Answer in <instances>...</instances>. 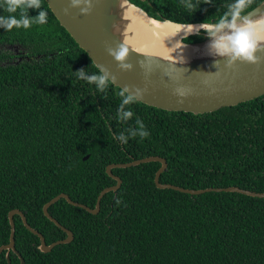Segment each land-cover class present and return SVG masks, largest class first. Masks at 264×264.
Instances as JSON below:
<instances>
[{"label":"trees","instance_id":"1","mask_svg":"<svg viewBox=\"0 0 264 264\" xmlns=\"http://www.w3.org/2000/svg\"><path fill=\"white\" fill-rule=\"evenodd\" d=\"M151 17L177 24L216 23L233 0H129ZM264 0H253L251 11ZM191 2L198 7L188 9ZM2 3V0H0ZM46 24L0 28V247L10 238L9 212L21 211L47 245L66 233L43 206L66 194L91 209L115 186L106 168L157 156L159 182L185 189L239 187L264 193V95L211 113L167 111L137 101L118 120L122 89L103 92L85 77L98 74L87 53L59 24L45 0ZM36 10H29L35 17ZM0 15H8L0 9ZM18 16V13L16 14ZM205 33V32H203ZM205 37L184 38L186 43ZM149 135L117 137L137 130ZM89 156L84 160L85 156ZM161 164L114 168L122 183L93 215L58 200L48 213L73 240L39 250L40 240L14 215L15 249L24 264H264V198L236 192L190 195L158 189ZM119 201V204L117 203ZM20 264L12 250L0 264Z\"/></svg>","mask_w":264,"mask_h":264},{"label":"water","instance_id":"2","mask_svg":"<svg viewBox=\"0 0 264 264\" xmlns=\"http://www.w3.org/2000/svg\"><path fill=\"white\" fill-rule=\"evenodd\" d=\"M116 1L117 0H92V13L85 17L79 15L78 9L71 10L69 16L63 14V9L69 6V0H45L59 24L67 31L77 45L87 53L94 66L98 70V66H104L110 73L117 76V81L115 83L110 81L113 85L122 90L127 86H135L146 90L143 99L138 100L141 103L167 111L203 114L211 113L224 107L235 106L264 95V53H257V55L262 58V62L259 65L237 62L232 69H228L225 67L226 61L221 58L180 62L143 52L125 43L121 35L117 31L114 32V28L120 23L118 22V17L115 14L108 13L107 9L110 5L115 4ZM123 1L128 6L142 11L148 20V25L157 26L156 24L172 23L180 26H188L187 24L173 23L169 20L155 19L129 0ZM262 14H264V1L244 15L251 16L255 19ZM200 24L202 23L191 25L199 26ZM208 24L214 23L210 22ZM149 30H155V27L150 26ZM202 33L203 31L201 30L199 33L194 32L193 34L186 35L180 39L179 42L191 48L204 47L210 42L207 35L204 36L205 39L201 42L186 43L184 41L186 37L200 35ZM121 43L129 48V55L126 63L132 65V69L128 72L119 71L117 63L106 51V48L111 47L115 49ZM218 60H220L219 64L215 67ZM109 79H111V77ZM177 89L183 90V97L176 94ZM88 157V155L85 156L84 160L88 159ZM149 162H159L161 164L154 177V183L158 189H171L190 195H200L210 191L236 192L251 197L264 198V193H256L240 189L239 187L193 190L171 184H162L159 182V178L166 170L167 162L165 159L157 156L142 158L130 163L110 164L107 166L106 172L116 181V185L105 188L100 192L93 209L72 201L66 194L57 195L43 206L42 211L44 216L66 233L65 239L47 245L42 234L29 226L22 212L19 210H12L8 215L11 227L9 243L0 247V254L3 251L12 250L19 257L20 264H24L23 258L15 249L14 215H19L26 229L38 236L40 240L39 250L41 252L47 253L55 246L71 242L73 240L72 232L51 217L48 213V208L58 200L64 199L68 204L95 215L100 210V201L102 197L107 192L117 191L121 186V179L112 173V169L127 168ZM6 258L8 264H11L8 255H6Z\"/></svg>","mask_w":264,"mask_h":264},{"label":"clouds","instance_id":"3","mask_svg":"<svg viewBox=\"0 0 264 264\" xmlns=\"http://www.w3.org/2000/svg\"><path fill=\"white\" fill-rule=\"evenodd\" d=\"M211 2L212 0H206V3ZM252 3L253 0H233V3L228 5V11L216 23H202L198 27L189 24L187 26L188 34L199 33L201 30L205 32L210 41L207 45L208 53L225 60V67L228 69H232L237 62L259 65L262 58L257 53H264V14L255 19L251 16L242 15ZM185 7L194 9L198 6L188 2ZM0 9L8 13V15H0V28L6 32H10L14 28L28 29L33 22L47 23L48 15L41 8V0H2ZM73 9H78L80 16H89L93 10L92 0H69V6L63 9V14L69 16ZM29 10H36L38 14L32 17L29 15ZM116 28H114V32ZM106 51L117 63L119 71H131L132 65L126 63L129 48L125 44L121 43L115 49L108 47ZM219 61L216 62L215 67L218 66ZM98 67L99 73L88 77H85L83 69L75 73L79 79H86L87 83L96 85L97 89L103 92L110 81L113 83L117 81V76L110 73L104 66ZM110 77L111 79H109ZM145 91L135 86L123 88L120 92L123 99L117 110L119 121L126 122L132 119L134 113L127 106L143 99ZM176 94L181 97L184 96L183 90L180 89L176 90ZM136 124L138 131L130 128L128 136L121 133L117 139L126 144L130 137H147L149 133L143 122L137 119ZM117 203L119 204V201Z\"/></svg>","mask_w":264,"mask_h":264},{"label":"bare ground","instance_id":"4","mask_svg":"<svg viewBox=\"0 0 264 264\" xmlns=\"http://www.w3.org/2000/svg\"><path fill=\"white\" fill-rule=\"evenodd\" d=\"M107 12L118 17L120 24L116 25V31L123 41L138 50L180 62L219 58L208 53L207 45L210 42L200 48L181 44L179 40L189 35L187 26L172 23L148 25L144 13L128 6L123 0H117L115 4L110 5ZM150 26H154L155 30H149Z\"/></svg>","mask_w":264,"mask_h":264},{"label":"flooded vegetation","instance_id":"5","mask_svg":"<svg viewBox=\"0 0 264 264\" xmlns=\"http://www.w3.org/2000/svg\"><path fill=\"white\" fill-rule=\"evenodd\" d=\"M205 35H207V34H206V33H202V34H201V36H203V37H204Z\"/></svg>","mask_w":264,"mask_h":264}]
</instances>
